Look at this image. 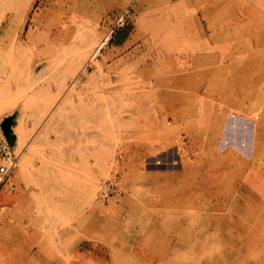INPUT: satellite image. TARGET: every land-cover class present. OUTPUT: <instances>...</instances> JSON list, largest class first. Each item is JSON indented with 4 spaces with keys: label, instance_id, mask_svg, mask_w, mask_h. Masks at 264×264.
I'll return each mask as SVG.
<instances>
[{
    "label": "rangeland",
    "instance_id": "obj_1",
    "mask_svg": "<svg viewBox=\"0 0 264 264\" xmlns=\"http://www.w3.org/2000/svg\"><path fill=\"white\" fill-rule=\"evenodd\" d=\"M0 120V264H264V0H0Z\"/></svg>",
    "mask_w": 264,
    "mask_h": 264
},
{
    "label": "built area",
    "instance_id": "obj_2",
    "mask_svg": "<svg viewBox=\"0 0 264 264\" xmlns=\"http://www.w3.org/2000/svg\"><path fill=\"white\" fill-rule=\"evenodd\" d=\"M123 25L124 22L121 23V26ZM2 123L3 120H0V161L2 162L0 167V182L9 177L17 166V156H15L13 147L9 144L2 130ZM225 144H228V142ZM118 174L117 167H115L110 178L100 185L98 199L100 203L106 204L112 198L118 185Z\"/></svg>",
    "mask_w": 264,
    "mask_h": 264
},
{
    "label": "bare ground",
    "instance_id": "obj_3",
    "mask_svg": "<svg viewBox=\"0 0 264 264\" xmlns=\"http://www.w3.org/2000/svg\"><path fill=\"white\" fill-rule=\"evenodd\" d=\"M80 29V28H79ZM86 36H87V34H85ZM86 36H84L81 40H79V41H74V42H72L71 43V46L67 49V50H65V59H68V60H74L75 62H77V61H86L85 60V57L87 56V48H88V44L86 43V40H87V37ZM106 42V41H105ZM69 43V42H68ZM107 43V42H106ZM105 45V43H103L101 46H104ZM101 49V48H100ZM100 49H98L97 51H96V54H98V52H99V50ZM95 55V54H94ZM95 58V57H94ZM82 62V63H83ZM86 63V62H85ZM73 87V86H72ZM73 93V92H72ZM78 94V93H77ZM73 95V94H72ZM71 95V96H72ZM80 95V94H79ZM109 102H111V101H109ZM113 103V102H112ZM115 103V102H114ZM104 104V103H103ZM102 104V105H103ZM110 105V104H109ZM89 106V105H88ZM99 106V105H98ZM104 106V105H103ZM107 107V106H106ZM109 107V106H108ZM103 108V107H102ZM111 114V113H110ZM3 130V129H2ZM4 132V131H3ZM111 145V144H110ZM250 216V215H249ZM252 224H253V222H252ZM257 226V224H253V226ZM255 226V227H256ZM258 227V226H257ZM259 229V228H258ZM172 242V241H171ZM177 245V244H176ZM4 246V245H3ZM10 247H11V245H10ZM7 248V247H6ZM25 249V248H24ZM8 249H6V251H7ZM21 253V252H20ZM6 254V253H5ZM20 256V255H19ZM17 260V259H16Z\"/></svg>",
    "mask_w": 264,
    "mask_h": 264
},
{
    "label": "water",
    "instance_id": "obj_4",
    "mask_svg": "<svg viewBox=\"0 0 264 264\" xmlns=\"http://www.w3.org/2000/svg\"><path fill=\"white\" fill-rule=\"evenodd\" d=\"M10 127H11V120L5 121L2 124V129L4 131V134H5L8 142H9V144L11 145V147H13L15 144V139H14L13 135L11 134Z\"/></svg>",
    "mask_w": 264,
    "mask_h": 264
},
{
    "label": "crops",
    "instance_id": "obj_5",
    "mask_svg": "<svg viewBox=\"0 0 264 264\" xmlns=\"http://www.w3.org/2000/svg\"><path fill=\"white\" fill-rule=\"evenodd\" d=\"M107 61H110V58H109V57L107 58L106 62H107ZM172 83H173L174 85H175V84H179V83H177V82H175V81H173ZM176 86H178V85H176Z\"/></svg>",
    "mask_w": 264,
    "mask_h": 264
}]
</instances>
